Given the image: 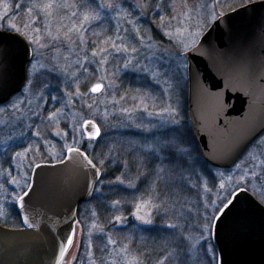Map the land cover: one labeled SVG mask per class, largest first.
Returning a JSON list of instances; mask_svg holds the SVG:
<instances>
[{
  "label": "rangeland",
  "instance_id": "rangeland-1",
  "mask_svg": "<svg viewBox=\"0 0 264 264\" xmlns=\"http://www.w3.org/2000/svg\"><path fill=\"white\" fill-rule=\"evenodd\" d=\"M252 1L256 0H219L218 6L215 7V13L217 15L224 14ZM36 2L47 3L48 0H36ZM54 2L75 5V7L55 9V15L49 27L53 36L58 35L57 29H59L60 38L53 40L46 36L43 18H40L38 23L31 25L33 28L41 29L39 33L33 32L32 34L41 37L40 43L44 47L34 46L37 53L31 64L27 65L29 71L26 73L22 89L10 99L0 103V109H5V111H0V222L11 221L12 209L14 207L16 209V206L11 203L5 204L4 201L6 197L10 199L13 196L21 195L22 189L27 188L26 182L29 183L31 171L29 169L30 162L34 161L31 165L32 168L38 162L59 161L67 147H81L82 149L84 146L86 150H83L89 154L90 158H93V152L98 151L96 157L99 155L102 158H98V163H104L106 166V180L96 185L93 196L105 194L103 185L115 184L130 189L129 197L123 200H113L119 201L115 207H113V201H107L110 215H115L111 219L113 228L120 226L126 230H135L134 227L138 229L152 226L155 212L159 209L156 207L158 205L156 198L159 195L156 183L153 184L152 181L149 184L148 195L145 197L144 193L142 194L140 180L133 177L131 171L124 167L123 159L119 161L117 151L120 148L122 150L134 149L129 142L142 143L146 136L149 138L153 135L159 138H170L175 134L173 129L176 125L166 121L167 113L162 117L155 115L148 117L147 113H144V123L147 124L148 119H152L155 128L151 134L143 133L134 127L127 126L131 121L128 114L123 113L121 109L133 110L132 115L136 117L144 107H147L148 112L155 114L162 113L169 104L177 108L180 113L181 132L186 141L183 147L191 153V156L186 159L193 161V166L191 169H185L182 165L174 168L172 164L173 172L171 171L168 176L176 180V183L181 182L183 186L198 188L201 197L200 205H202L209 198L216 200L218 195L226 194L219 190L221 183H224L227 190L231 191L232 187L244 175L245 181L248 182L247 191L253 193L257 200L264 201V134L253 143L248 152L232 168L219 169L208 164L213 176L210 177V182L204 174L200 160L188 139L190 128L187 116L186 72L183 73V78L179 79L177 84L173 79L178 63L173 55L175 49L168 37L157 27L160 23V16H164L165 23H171L172 27H166L163 31H171L174 34L181 33L183 37H188L187 42L190 43L191 38L188 33H201L202 35L209 26L205 20L211 17L214 0H167V4L171 7L160 9H157L156 5L162 4L163 0H96L97 3H111L118 7L115 11L100 10L101 20L85 25L86 42L84 44H80L75 33L72 34L75 43H70L63 38V32L73 23L79 26L83 14L89 10L90 0H54ZM32 3L33 0H0V26L15 23L24 29L30 20L37 19L35 15H30L28 12V7ZM18 4L23 7L16 10L15 6ZM137 4L151 5V7L137 8L135 7ZM204 4H207L208 7L205 8ZM157 11H159V15L156 14ZM72 12H76L77 15L72 17ZM6 13L8 15L5 18ZM172 16H176V19H171ZM61 25L65 27H61ZM184 29L187 31L185 32ZM140 37L143 38V44L140 42ZM113 43L121 48L126 47L128 51L121 54L115 53L112 47ZM133 47L138 49L136 53L131 51ZM100 48L107 49V52L93 58L92 52H98ZM85 56L93 63L89 64L85 60ZM105 57H107V62L100 65L99 61ZM128 59L133 60L134 67H144L149 71L144 73L131 69L125 70L123 66ZM81 65L87 67L88 71L85 72ZM97 68L99 71H96ZM165 68L169 70L167 75L164 74ZM154 72L159 73L156 77L159 84L152 82L151 73ZM101 76L105 77L103 81L99 79ZM145 76L148 78L146 79ZM98 82H103L105 85L112 84L113 87L98 94L89 93L83 99L68 95L69 93L75 94L78 89L82 93L87 92L92 84ZM170 83L173 85L172 87H169ZM54 96L58 99L53 100ZM121 97L124 99L121 100ZM14 103L18 106L17 108L12 107ZM88 104L92 105L91 109L87 108ZM82 106L83 111L81 110ZM93 112L99 113L96 122L101 125V131L104 133L103 138L99 139L102 142H88L82 146L75 144L72 135L73 126H79L83 119H92L91 113ZM53 113L56 114L55 118L49 119ZM136 122L139 123V119ZM36 132L40 133L39 137L32 135ZM66 132L68 135L65 139L63 137ZM56 133L60 135L57 136ZM76 139H79V136ZM18 143L22 145H14ZM106 144L109 149L108 154L101 156V145ZM26 147H30L27 155L24 153ZM17 152L21 154L20 157L13 160L12 158ZM168 161L161 156L159 159L151 161V164L169 165ZM132 162L138 164L136 158H133ZM99 164H97L98 167ZM116 165L118 170L114 173ZM116 175L124 181L123 184L117 182ZM5 176L8 180H15L17 183L5 184ZM130 184L134 186L130 187ZM244 186L245 184L241 182V187ZM13 188L15 191H12ZM90 200L80 203V207H78L77 217L80 223L76 243L65 264L72 262L74 257H77L75 264H143L127 249V246L119 245L114 236L106 232L105 227L97 221L95 205ZM196 200V197L188 194H185L182 200L186 203V210L191 212L192 216L188 215L193 220L188 219L187 229L184 230L187 233L182 235L184 242L177 249L188 261V264H199L197 259L202 258L196 239H198L197 226L202 223L199 218L203 214V208H199L198 214V205L191 203V201L197 203ZM137 206H139V211H137ZM116 216L122 217V222L114 224ZM136 216L151 219L153 223L144 224L137 220ZM97 234L101 236L99 243L96 242L102 251L99 256H96L93 244V238ZM108 238L114 240L115 243L108 244ZM81 240H83L84 247L78 248L77 245L81 243ZM140 242V245L147 244L146 246L154 249L164 242L166 245H173L171 238L164 241L154 238L145 243L141 239ZM89 252L91 253L90 257ZM173 257L174 252H171L169 264H178L176 258Z\"/></svg>",
  "mask_w": 264,
  "mask_h": 264
},
{
  "label": "water",
  "instance_id": "water-1",
  "mask_svg": "<svg viewBox=\"0 0 264 264\" xmlns=\"http://www.w3.org/2000/svg\"><path fill=\"white\" fill-rule=\"evenodd\" d=\"M224 15L226 20L208 26L199 37L200 52L188 54L187 116L202 159L215 168L230 169L264 132L260 79L264 76V0L245 3ZM29 59L17 55L10 61L0 77V103L22 89ZM67 155L65 150L63 164L39 162L43 166L38 170L33 166L29 184L34 189L25 207L35 226L23 223L25 212L16 206L22 226L0 225V264L67 262L78 234L79 223L73 222L78 221V206L91 199L97 185L92 170L79 167L82 157L73 153L67 159ZM96 168L101 172L97 164ZM239 203L249 231L235 242H223L217 256L222 264H264V205L249 191L240 194ZM70 222L76 229L75 242L61 257V240Z\"/></svg>",
  "mask_w": 264,
  "mask_h": 264
},
{
  "label": "snow or ice",
  "instance_id": "snow-or-ice-1",
  "mask_svg": "<svg viewBox=\"0 0 264 264\" xmlns=\"http://www.w3.org/2000/svg\"><path fill=\"white\" fill-rule=\"evenodd\" d=\"M219 0H214V3L212 5V13L210 19L205 20V23H207L209 26H214L215 24L219 23L222 20H226V16L223 13H220L217 15L215 13V7L218 6ZM7 7V5H5ZM16 10H19L23 5H16ZM68 7H75V5H68L65 4H58L55 3L54 0H48L47 3H41L36 2V0H33V3L30 4L28 7V12L30 15H35L37 19L30 20L29 24H26L24 26V29L21 27H18L15 23L8 24L6 26H0V77H3L7 67L10 63V61L16 57L17 55H24L29 56L30 59L28 61V64L30 65L32 60L35 59V55L37 53L35 45H39L40 47H44L40 43L41 37L39 35L34 36L32 33H39L41 29L39 28H33L31 25H34L35 23H38L40 18H43L45 21L44 25V32L46 36L51 37L53 40H57L60 38L59 36V29H57L58 35L53 36L52 32L50 30V25L52 22V18L55 15V9L57 8H68ZM118 5L111 4V3H97L96 0H90V3L88 5V11H86L83 14V18L79 22V26H77L75 23L71 25V27H67V30L63 32V38L70 43H75V41L72 39V34L75 33L78 36L80 44H84L86 42L85 40V34H84V27L86 24H91L93 21H99L101 20V14L100 10H105L106 12L108 10L115 11ZM137 8H150L151 5H135ZM162 7H171V5L167 4V0H163L162 4H157L156 8L160 9ZM204 7L207 8L208 5L204 4ZM159 15V11L156 13ZM7 13L5 15V18L7 17ZM77 15L76 12H72L71 16L75 17ZM171 19L175 20L176 16H172ZM61 27H65L64 25H61ZM158 29L163 32L165 36L168 37L169 42L173 44V47L175 49L173 55L175 56L178 63L175 67V73L173 76V79L178 84L179 79L183 78L184 72H190V65L187 63L188 54H195L200 52V45L203 43L202 40L197 39L198 36L201 35V33H188V36L191 38V42L188 43L187 39L188 37H183L181 33L174 34L171 31L164 32V28H171V23H165V17L160 16V23L157 25ZM137 35L139 36V30L137 29ZM186 32L187 29H184ZM7 32L8 35L5 36L4 33ZM179 36V38H177ZM119 39V37H117ZM151 40V37H149ZM140 42L143 44V38L140 37ZM113 49L115 50V53L121 54L126 53L128 49L121 48L117 44L113 43L112 45ZM23 48V53L19 52V49ZM133 53H136L138 51L137 48L133 47L131 50ZM107 49L100 48L99 51H93L92 57L95 58L101 53H106ZM108 55H111V53H108ZM85 60L89 64L93 63L92 60H88V57L85 56ZM107 62V57L104 59H101L99 61L100 65H104ZM79 63V61H78ZM138 63V62H137ZM84 67L83 65H81ZM125 70H133L138 72H144L147 73L149 70L144 67H134L133 66V60L128 59L126 60L124 64ZM163 67V65H162ZM250 70V69H248ZM29 68L28 66L25 67V72L28 73ZM84 71L87 72V67H84ZM96 71H99V68L96 69ZM168 69L165 68L164 74H168ZM75 76V73H73ZM159 75V73H151L152 82L159 84V81L156 79V77ZM147 79L148 77L145 76ZM101 81L105 79V77L101 76L99 77ZM261 82H264V76L260 77ZM173 85L170 83L169 87H172ZM112 84L105 85L103 82H98L92 84V86L88 89L87 92H80L79 89L75 94L69 93L68 95L72 96L74 95L77 99H83L84 97H87L89 93L96 94L101 93L103 91H106L107 89L112 88ZM167 92V90H165ZM53 100H57V97H52ZM124 97H121V100H123ZM143 99V98H141ZM70 102V101H69ZM13 108H17L18 106L14 103L12 104ZM88 109L92 108L91 104L87 105ZM83 111V106L82 109ZM0 111H5V109H0ZM121 111L123 113L128 114V118L131 121V123L127 126L134 127L138 129L139 131L143 133H149L151 134L153 132V129L155 128V124L153 123L152 119H148L147 124L144 123V113H147L148 117H153L155 115L156 117H162L165 113H167V116L165 117L166 121L170 124L176 125V127L173 129V132L175 133L170 138H159L156 136H152L149 138L148 136L144 137V141L142 143L137 141H130L129 143L132 145V147L136 150L138 153V160L141 164H145L147 166H150L151 161L155 159H159L161 156L169 160L170 164H173L174 168L178 166H183L185 169H191L193 166V161L190 159H186V157H190L191 153L188 151L187 148L183 147V145L186 143L182 136L181 128H182V122L180 119V113L177 108L172 107L171 104L168 105L167 108L164 109V111L157 112L155 114L148 112L147 107H144L142 110H140L139 116L134 117L132 115L133 110H129L127 108H122ZM92 119H83L82 124L79 126H73L72 128V135H73V141L75 144L83 145L88 142H98L99 139L103 138L104 133L101 131V125L96 122V118L99 116V113H91ZM56 114L53 113L49 119L55 118ZM139 119V123L136 122V120ZM23 135V134H21ZM35 137H39L40 133L36 132L32 134ZM55 135L59 136V133H56ZM68 133H64V137L66 139ZM79 136V139H76V137ZM30 151V147H26L24 149L25 155H27ZM67 159L71 158V154L75 153L78 156L82 157V161L79 165V167L82 170L88 171L92 170V176H93V184L102 183V177L104 173L100 172L96 168V164L93 162V158H90L89 154L86 151H81V147H72L69 146L66 148ZM20 153L17 152L15 156L12 158L13 160H16L18 157H20ZM65 161L60 160L59 163L63 164ZM33 162L29 163V169L31 170V165ZM103 163V161H101ZM43 165L36 163L35 169H40ZM125 168H127V164L124 165ZM239 167V165H237ZM154 171V170H153ZM151 174V172L149 173ZM117 182L120 184H123L124 181L121 180L119 177H117ZM241 182L245 184L244 187H241ZM4 183L8 185L16 184L17 182L15 180H8L6 176L4 177ZM109 183H112V181H109ZM247 181H245L244 175L241 176V180L238 181L231 189V191L227 190V187L224 183H221L219 186V190L221 193H226L222 195H218L216 200H211L210 198L206 200L202 205H198V214H199V208H203V214L201 216L202 223L197 226L198 229V239H196V243L199 244L200 248V255L202 257L201 264H222V257L217 256V248L220 247V245L223 242H235L241 238H243L249 231V224L247 221L246 216L244 215V211L240 206L239 203V196L241 193H244L247 191ZM130 187H133L134 185H129ZM26 187L28 190L22 189V195H16L11 197L10 199L6 197L4 203L8 204L11 203L13 206H18V208L25 212V215L23 216V223L28 226V228H33L35 225L30 221V217L26 214V203L27 200L31 196V192L34 189L33 184H29L26 182ZM95 190V189H94ZM7 191V190H6ZM12 191H15L13 188ZM210 191V190H209ZM119 201H113V207H115ZM261 203H264V201H261ZM156 207H159L157 205ZM139 206H137V211H139ZM137 220H140L144 224H151L153 221L151 219H145L142 216H136ZM123 218L120 216L115 217V223L122 222ZM74 223H80V221H73ZM68 233L62 238L61 244L63 247L59 250V255L61 257H64L67 250L74 244L75 242V236H76V229L71 226ZM95 227V225H94ZM169 229H175L177 226L175 224H169L167 225ZM103 231V230H101ZM207 234V235H206ZM115 241L111 238H108V244H114ZM78 248L84 247L83 240H81V243L77 245ZM91 247V245H89ZM221 252H223V248H221ZM177 258L180 257V252L176 253ZM91 256V253L89 252V257ZM77 257H74L72 262H69V264H75V260ZM156 264H162L161 261H156ZM182 264V262H181Z\"/></svg>",
  "mask_w": 264,
  "mask_h": 264
},
{
  "label": "trees",
  "instance_id": "trees-1",
  "mask_svg": "<svg viewBox=\"0 0 264 264\" xmlns=\"http://www.w3.org/2000/svg\"><path fill=\"white\" fill-rule=\"evenodd\" d=\"M188 139L190 144L195 150V154L200 160V164L202 165L201 168L204 174L207 176L210 182L211 181L210 177H213L210 172L211 167L207 163H205L201 158L190 129H189ZM100 142L102 141L98 140L97 143ZM107 146H108L107 144L101 145V150H100L101 156H104V154L105 155L108 154L109 149L107 148ZM82 149L86 150L84 146H82ZM97 152L96 151L93 152L92 157L94 162L96 164H99L98 158L99 159L102 158L99 155L96 157ZM117 153H118L117 156L119 161L123 159L124 162L127 164V169L131 171L133 177H136L137 179L140 180L141 190H143L142 194L144 193L145 197L148 195L147 191L149 190L148 188L149 184L152 181L153 184L156 183L157 189L159 191L158 192L159 195L156 198L159 205V209L158 211L155 212L154 224L152 226L140 227L138 229L134 227L135 230H131V229L126 230L124 227L121 228L120 226L113 228L111 219L115 215L113 216L110 215L109 213L110 208L108 207L107 201L108 200L113 201L114 199L123 200L129 197L130 189L115 184L103 185L102 188L105 194L103 196L94 195L90 200V202H92L95 205V210L97 212V219H98L97 221L100 222V224L105 227L106 232H109L112 236H114V239L116 240V242L119 243V245L127 246V249L131 253H133L135 257L141 260V263L143 264H156V261H161L162 264H169V255L171 252H174L173 258H176L178 264H181V262L182 264H188V261H186L182 257L181 253L179 259L177 258L176 255V253L179 252L177 247H180L181 246L180 244H183L184 242L182 235L183 233H187L184 232V230L187 229L186 227H187L188 219L193 220L190 217L192 216L191 212L189 210L188 211L186 210V206H185L186 203L182 202V200L185 197V194L192 195L196 197L197 203L194 201H191V203L200 205L201 197L199 195L198 188H195L193 186L191 187L183 186L181 182L178 181L176 183V180H173L171 177H169L168 174H170L171 171L173 172L172 164L170 163L169 165L150 163V166L141 164L138 160V153L135 151V149L122 150L120 148L117 151ZM133 158H136L138 160V164H134V162H132ZM99 165L102 173H104L102 177V181H105L107 177V172L105 169L106 166L104 163ZM117 170L118 167L116 165L114 173L117 172ZM150 172L151 174H149ZM154 175L155 178H153ZM12 210H13V217L11 221H9L8 223L0 222V224L11 228H18L21 226L20 217L15 207ZM199 219L202 221L201 217ZM169 224H175L177 227L175 229H169L167 227V225ZM154 238L157 239L158 241H164L166 239L171 238L173 240V245L169 246L168 244L166 245L164 242L163 244L156 246L155 249L146 246L147 244L140 245L141 239L143 240V243H145L146 241H149L150 239H154ZM100 240H101V236L98 234L93 238V244H94V250L96 256L102 254V251H100V247L96 244V242L99 243ZM197 260L199 264H201L202 258H198Z\"/></svg>",
  "mask_w": 264,
  "mask_h": 264
},
{
  "label": "flooded vegetation",
  "instance_id": "flooded-vegetation-1",
  "mask_svg": "<svg viewBox=\"0 0 264 264\" xmlns=\"http://www.w3.org/2000/svg\"><path fill=\"white\" fill-rule=\"evenodd\" d=\"M17 93H18V92H17ZM14 95H16V94H14ZM14 95H13V96H14ZM11 97H12V96H11ZM11 97H10V98H11ZM10 98H9V99H10ZM14 145L16 146V145H22V144H19V143H18V144H14ZM64 154H65V152H64ZM63 157H64V155L62 156V158H63ZM62 158H61V159H62ZM61 159H60V160H61ZM44 162H46V161H44ZM38 163H39V162H38ZM34 165H35V164H34ZM34 165H33V166H34ZM32 168H33V167H32ZM32 168H31V171H32ZM31 171H30V174H31ZM251 194L254 196L253 193H251ZM258 201H259V200H258ZM259 202H261V201H259ZM262 204H263V203H262ZM263 205H264V204H263Z\"/></svg>",
  "mask_w": 264,
  "mask_h": 264
}]
</instances>
